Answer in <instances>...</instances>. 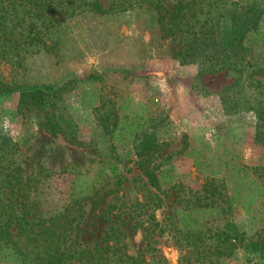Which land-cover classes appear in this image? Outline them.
Listing matches in <instances>:
<instances>
[{
    "label": "rangeland",
    "instance_id": "obj_1",
    "mask_svg": "<svg viewBox=\"0 0 264 264\" xmlns=\"http://www.w3.org/2000/svg\"><path fill=\"white\" fill-rule=\"evenodd\" d=\"M179 1L190 0H161L164 19L147 5L55 14L42 43L16 48L11 60L0 57V88L9 91L0 94V135L17 146L13 161L29 181L32 209L42 217L66 213V245L77 251H107L109 264H124L114 263L124 255L141 256L144 264H264V72L248 75L254 66L264 70V0L194 6L209 4L211 21L197 36L213 30L219 51L228 32L258 16L242 42L245 58L237 62L244 71L228 99L239 109L230 115L214 92L237 74L210 79L216 89L202 96V52L178 53L200 42L173 26L165 30ZM189 17L188 11V25ZM191 66L197 70L182 76L179 70ZM71 79L63 110L47 113L58 124L62 114L66 124L51 135L47 114L21 105L17 90ZM200 230L204 235H192ZM232 234L257 250L226 245L224 236ZM189 243H197L198 254ZM7 252L0 251V264H22Z\"/></svg>",
    "mask_w": 264,
    "mask_h": 264
},
{
    "label": "trees",
    "instance_id": "obj_2",
    "mask_svg": "<svg viewBox=\"0 0 264 264\" xmlns=\"http://www.w3.org/2000/svg\"><path fill=\"white\" fill-rule=\"evenodd\" d=\"M107 1L108 6L105 8L100 0H0V57L5 56L11 60V53L16 48H18L15 51L16 53L19 47L21 51L25 52L29 46H37L42 43V33H44L42 29L45 30L51 26L53 21H55L53 19L55 14L70 15L77 10L80 11L85 8L96 14L104 15L126 12L135 7L147 5L158 12L160 19H164L167 15V12L164 15L161 14V11L164 10L161 0ZM204 2L205 0H190L186 3L179 1L174 4L171 12H169V18H167L168 28H165V30L170 31L173 26L183 34H191L192 41L200 42L195 49L191 47L183 51V53L182 50L178 53L181 58H184L189 52H202V58L198 63L201 65V69L197 75L199 77L204 76V79L203 81L197 79L200 83V92L203 95L212 94L213 91L211 90L216 89L208 82L210 79L216 78L221 80L225 76H229V73L237 74V77L221 85L216 90L217 92L214 93L219 97L223 112L226 115L238 113L237 102L233 101L230 104L228 99L230 94H232L230 90L241 79L244 71L237 62L245 58L241 54L244 50L242 42L245 39L246 32L256 26L258 16L247 18V22L246 19L241 18L243 19L242 23L227 33L226 37L229 40L227 39L226 42L222 38L226 42L222 44L226 45L219 51V44L216 43L217 37L214 35L215 32L213 30L209 32L211 36H208V39L197 36V34L203 33V26L208 21H211V11L209 9L204 11V8L209 6V4H205V7H201V5L194 8L197 3ZM63 4L64 6H62ZM58 7H60L59 10H57ZM188 11L190 13L189 25L186 24L187 19H185ZM202 14H206L209 18H200ZM215 25L216 22L211 26L215 27ZM17 57H19V54H17ZM230 58H233L234 61H230ZM20 62L21 60L19 61L18 59L14 61V63L18 64ZM248 64L250 65V63ZM262 72L264 70L254 66L248 75L251 77ZM75 81L76 79H71L57 86L42 85L17 90L19 102L21 105L26 104L44 114L49 113L51 109L62 111V95L72 87ZM258 82L256 81L254 87L260 83ZM3 92L9 91L5 88H0V94ZM250 109L248 108V110ZM253 110L258 114L259 120L262 119L263 114L255 109ZM54 117L55 114L50 113L47 114L45 120V128H47L51 135L63 132L66 125L61 124L65 123L62 114H59V124L54 120ZM16 152V144L7 136L0 135V251H8L7 256L15 257L16 260L19 258L22 264H66L69 259L85 260V264H87L93 262L95 257L103 262L100 263L98 261L99 263L97 264H109L110 259L104 258V254L107 251H77L73 249V245H66L68 234L65 221L66 213L58 212L51 217H42L37 214L35 209H32V203L28 201L29 181L22 180L20 175L21 169L13 161ZM115 171V168L112 169L113 173ZM150 181L151 185L156 187L157 182L153 175H150ZM12 227L18 230V232L12 233ZM188 227H191V223L188 224ZM20 232L23 233L25 242H19L17 237H19L18 234ZM192 235L198 237V235H204V233L200 230L192 232ZM239 238L241 237L232 234L225 235L223 240L226 242V245H230L232 248H235V243L239 242V246L243 248H254L257 250V247L254 245L255 243L247 242L244 244L243 239ZM189 245L192 247L191 251L198 254L197 243H189ZM260 249H264V243ZM76 254L82 256L77 257ZM119 259L120 261H114V263L144 264L141 256L131 257L124 255L123 258Z\"/></svg>",
    "mask_w": 264,
    "mask_h": 264
},
{
    "label": "crops",
    "instance_id": "obj_3",
    "mask_svg": "<svg viewBox=\"0 0 264 264\" xmlns=\"http://www.w3.org/2000/svg\"><path fill=\"white\" fill-rule=\"evenodd\" d=\"M194 68H196V70H197V66H191V67H187V68H182V69H180L179 70V72H181V74H184V75H182V76H187L188 74H192V71L194 70ZM182 88V87H181ZM184 88V87H183ZM202 96H204L203 94H202ZM219 98V97H218ZM219 101V103H221L220 102V100H218ZM184 102H186V101H184ZM185 104V103H184ZM183 104V105H184ZM221 108H222V106H221ZM222 110V113H223V115H224V112H223V109H221Z\"/></svg>",
    "mask_w": 264,
    "mask_h": 264
}]
</instances>
